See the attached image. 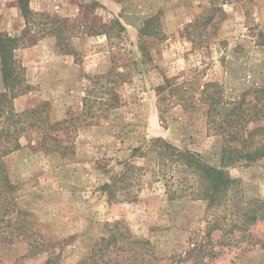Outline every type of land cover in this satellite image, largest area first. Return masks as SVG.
<instances>
[{
	"label": "rangeland",
	"instance_id": "rangeland-1",
	"mask_svg": "<svg viewBox=\"0 0 264 264\" xmlns=\"http://www.w3.org/2000/svg\"><path fill=\"white\" fill-rule=\"evenodd\" d=\"M29 6L36 14L27 28L18 0H0V31L24 37L16 58L32 87L15 108L48 103L44 115L64 123L45 141L58 151L40 147V130L30 127L22 149L5 158L0 264H79L116 223L148 243L121 239L99 264H264V221L231 231L221 209L170 199L155 154L142 156L162 138L221 165L224 141L209 130L201 92L207 82L227 98L264 89V0ZM210 16L189 39L187 27ZM128 163L131 179L113 187ZM229 171L244 200L264 198V159Z\"/></svg>",
	"mask_w": 264,
	"mask_h": 264
},
{
	"label": "trees",
	"instance_id": "trees-1",
	"mask_svg": "<svg viewBox=\"0 0 264 264\" xmlns=\"http://www.w3.org/2000/svg\"><path fill=\"white\" fill-rule=\"evenodd\" d=\"M29 3L30 0H18L27 28L30 27L36 14ZM212 19L210 16L203 22L200 19L190 24L187 27V37L192 39L189 34L191 28L198 29L199 26L205 28L207 22ZM150 22L151 20L148 21ZM148 29L149 27L143 29L142 34L148 32ZM23 42L22 36H12L0 31V75L3 83V91H0V184L2 185L11 183L5 158L22 149V137L28 129L33 127L40 130L42 135L40 147L53 152L58 150L47 148L45 144L49 138L55 140L48 132L59 130L64 123V121L52 122L48 113L44 115L48 103L22 112L16 110L15 100L32 90L26 80L24 67L16 58V51L25 46ZM141 49L145 53L143 46ZM163 87L165 88V85L160 89ZM201 95L208 104L206 118L209 130L221 136L224 141L221 165H213L201 154L181 150L162 138L152 140L142 156L155 154L157 173L162 176L170 199L190 197L193 200H202L207 204L208 209L214 211L221 209L226 213L219 218L227 221L231 231L235 229L248 231L251 226L264 221V198L244 200L241 195V180L234 177L229 169L238 165L249 166L264 159V125H262L264 89L248 90L233 98H227L221 85L207 82L203 86ZM133 152L138 153L139 150L135 149ZM135 169L132 163L126 164L124 171L114 179L112 186L126 184ZM23 215L29 216L28 213ZM120 225L116 223L111 226L110 235L102 237L94 245L88 260L79 264H89L91 261L99 264L111 248L117 247L121 239L127 240L131 246L148 243L133 239L130 231ZM221 227L216 222L214 229ZM48 264H51V260Z\"/></svg>",
	"mask_w": 264,
	"mask_h": 264
}]
</instances>
